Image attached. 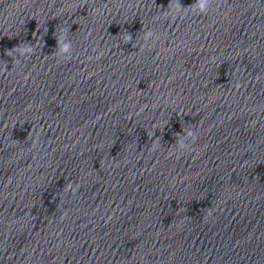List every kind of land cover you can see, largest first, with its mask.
I'll list each match as a JSON object with an SVG mask.
<instances>
[{"label": "clouds", "instance_id": "clouds-1", "mask_svg": "<svg viewBox=\"0 0 264 264\" xmlns=\"http://www.w3.org/2000/svg\"><path fill=\"white\" fill-rule=\"evenodd\" d=\"M213 3L214 0H195V3L192 6L183 7L181 6L180 0H176L175 12L177 16H180L182 13H184L185 9L192 8L197 15H207ZM56 38H57V47H56L57 54L64 59H70L73 52V43L71 39H69L66 35L63 38H59V37ZM158 39L159 36L153 30H148L144 33L143 36L144 46L154 47ZM130 42L132 44V47L136 46L133 43L132 35L126 32V36L124 37V43L128 44ZM14 49L17 55L11 58H12V63L15 64L21 63V58L27 60L32 55H34V48L30 44L19 45L17 47H14ZM4 72H8L6 71V64H4L3 69H0V74H3ZM176 136L178 137L177 144L180 149L190 148L191 144L195 143L197 139L196 133L190 129H183V134L182 135L176 134ZM157 147H158V139L153 141L152 149L155 150ZM209 215H211V213H209Z\"/></svg>", "mask_w": 264, "mask_h": 264}]
</instances>
